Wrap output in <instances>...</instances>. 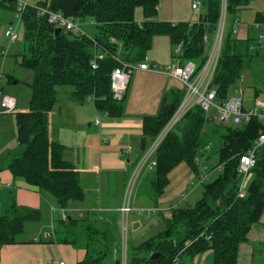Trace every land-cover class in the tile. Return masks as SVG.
Segmentation results:
<instances>
[{
  "label": "trees",
  "instance_id": "trees-1",
  "mask_svg": "<svg viewBox=\"0 0 264 264\" xmlns=\"http://www.w3.org/2000/svg\"><path fill=\"white\" fill-rule=\"evenodd\" d=\"M250 1L227 0L228 15L248 7ZM202 2H205V11L197 21L177 23L136 20L138 7L143 8L146 17H151L157 13L160 0H46L37 3L73 18L82 27L93 21L94 34L84 27L79 33L63 30L56 34V26L49 23L47 17L40 16L36 6L28 5L21 14L25 46L17 61L33 72L32 94L29 110L15 114L18 140L25 150L11 161L10 171L48 191L62 207L83 200L85 191L80 172L64 158L65 146L53 141L49 134L48 114L58 102V87L72 86L78 100L93 98L99 110L111 115L121 114L124 98L115 99L111 86L112 71L119 64L113 55L130 63L143 62L154 37L167 35L173 44L182 46L183 61L193 60L202 66L209 50H206L208 42L204 37L207 34L212 40L216 33L222 0ZM0 6L19 12L18 0H0ZM260 15L258 13L256 21L263 19ZM232 31L225 36L213 83L220 99L228 97L230 85L243 71L245 57L253 59L250 39L245 44L233 36ZM97 51L106 56L94 69L92 60ZM184 95L185 90L167 94L159 114L144 118V134L150 142L171 118ZM208 119L207 112L197 105L163 141L156 155L158 165L152 180L156 196L163 194L170 172L181 162H187L200 173L198 150L205 135H212L209 134L212 130L207 128ZM219 124L222 123L214 122L218 132H222L218 155L224 168L203 184L204 193L194 206L174 208L166 228L131 251L127 264H184L181 260L184 254L196 256L211 249L215 264L238 263L241 244L248 240L253 225L261 221L264 213V147L259 151L245 198L237 197L240 156L259 136L264 124L254 118L240 126H226L223 131L218 128ZM29 216L37 217L35 211L15 203L8 213L0 216V247L19 242ZM153 253L160 255L151 259ZM102 259V256L89 254L78 264H103Z\"/></svg>",
  "mask_w": 264,
  "mask_h": 264
},
{
  "label": "crops",
  "instance_id": "crops-1",
  "mask_svg": "<svg viewBox=\"0 0 264 264\" xmlns=\"http://www.w3.org/2000/svg\"><path fill=\"white\" fill-rule=\"evenodd\" d=\"M180 9L178 0H163L162 6L159 4V12L145 19L195 22L187 20L189 16L181 15ZM260 16L263 18L264 13ZM6 24L7 27L3 29L9 37L7 30L14 22L9 19ZM83 26L85 29L95 28L93 21ZM237 29L236 37L239 40L248 44L250 39L251 57L264 56L259 48L256 30L246 22L239 24ZM0 43L6 42L0 40ZM154 43L162 48L164 59L156 57L150 50L144 60L146 63L150 66L178 63L179 51L169 36L157 35L152 48ZM16 44L10 40L8 49L17 52ZM173 47L178 58L172 56ZM2 53L0 85L4 94L16 98V107L12 112L0 111V181L11 183L10 187L5 184L0 186V216L8 213L15 203L35 211L37 217L29 216L26 219L19 242L0 247V264H78L89 254L94 256L97 252L103 256L107 254L103 264H118L125 239L121 209L128 182L136 163L150 143V138L144 134V118L157 116L165 96L183 91V84L162 70L136 69L125 93L122 113L118 115L99 110L92 98L78 100L73 95L74 88L58 87V102L48 114L50 138L65 146L64 158L80 172L85 191L83 200L72 201L62 207L48 191L15 176L9 169L11 161L25 150L18 140L15 114L30 108V83L33 77L29 73L28 80L19 77L17 74L22 65L17 58L14 61L8 59L9 53L3 47ZM6 70L13 73L8 78L11 82L8 86L3 82ZM22 80L27 82L28 87L24 97L19 93ZM97 119L101 120L99 124L96 123ZM199 162L200 167L204 166L200 159ZM198 175L186 162H181L170 172L169 184L160 196L154 194L152 183L147 188L143 185L145 180L138 183L131 199L134 210L128 215L130 217L132 213L130 225H127V234L131 236L128 241L130 253L145 242L143 238L149 236L151 230L153 234L159 230V214L168 220L174 208L188 203L190 192L187 191ZM148 209L153 211L149 212ZM138 219L144 222L136 226ZM181 260L184 264H215L212 249L196 256L186 253ZM237 264H264V213L261 221L253 225L248 240L241 244Z\"/></svg>",
  "mask_w": 264,
  "mask_h": 264
},
{
  "label": "built area",
  "instance_id": "built-area-1",
  "mask_svg": "<svg viewBox=\"0 0 264 264\" xmlns=\"http://www.w3.org/2000/svg\"><path fill=\"white\" fill-rule=\"evenodd\" d=\"M18 2V18L20 22L22 11L31 4L25 2L24 0H18ZM32 5L37 7L38 14L40 16L47 17L48 22L55 25L56 27H61L66 31H76L77 33L83 31L82 25L76 22L73 18L68 17L59 11L51 10L46 6H41L39 4ZM202 5V0H195L192 4V8L198 12ZM227 17V0H222L221 14L216 33L212 40L207 34L204 37L205 42L210 43V47L207 52L206 60L202 66H199L198 63L193 60L183 61L181 57H179V61L176 65L160 66L159 64H154L150 66L145 61L139 63H130L120 59L118 55H113L114 58H116V60L119 62L111 74V86L115 99L122 100L125 97V93L131 81L132 74L136 69L162 70L169 76L178 79L183 84V88L185 90V95L182 101L179 103L177 109L165 126L157 134V136L145 148V151L136 163L135 169L130 177L126 190L124 205L121 209L123 213V232L125 233V236L127 234L128 215L134 210L131 205V199L137 188L139 177L143 172L145 173L147 170H153L156 168L158 165L156 155L163 141L193 107L199 105L203 110H205V112L216 109L218 112L216 117L217 123L230 122L233 125L240 126L256 118L264 124L263 100H256L254 106L246 107L244 102V91L242 89L237 95H228V97L225 99H220L217 89L213 86L215 74L217 72L222 54L223 42L226 36ZM234 22L235 25L239 24L238 19H236ZM253 24L254 26L252 27L257 32L259 48H261L264 53V20H258ZM17 26L18 24L16 25L14 23L8 27L7 35L9 36L11 42L18 40ZM232 32L237 34V27H234ZM105 56L106 54L104 52L97 51L95 57L92 60V67L96 69L98 67V61L104 59ZM0 94V111L12 112L15 110L16 98L11 95L4 94L1 85ZM212 119L213 118L210 117V120ZM100 122V119L96 120L97 124ZM262 147H264V128L261 130L259 136L252 142L246 152L240 156L238 167L240 183L237 191V197L239 198H245L248 195V188L254 176L253 169L257 163L258 154ZM209 148L210 145L208 144L206 149L209 150ZM223 168L224 165L219 164L217 168L212 170V172H214L216 169H218V171H222ZM207 169L208 168L206 166L204 170ZM209 178V174L199 173L198 175V179L200 181L199 183L202 185L207 182ZM2 184H5L9 187L11 186L10 182L3 183L0 181V186ZM127 197L128 201L126 200ZM142 211L146 210L142 209ZM147 211L151 212L153 209H148ZM126 257V252H124V255H122L121 258V264H127ZM61 264H65V262H61Z\"/></svg>",
  "mask_w": 264,
  "mask_h": 264
},
{
  "label": "rangeland",
  "instance_id": "rangeland-1",
  "mask_svg": "<svg viewBox=\"0 0 264 264\" xmlns=\"http://www.w3.org/2000/svg\"><path fill=\"white\" fill-rule=\"evenodd\" d=\"M24 1L28 2V3H32V4H37V3H42L46 0H24ZM160 1H161L160 5L162 6L163 0H160ZM178 1L181 4V9H180L181 15L189 16V18H187V20L192 19L193 21H196L200 15V13L205 11V7L203 5L198 12L195 11L192 8V4H193L194 0H178ZM157 12H159V11H157ZM262 12L264 13V0H251L248 7L238 10L235 13V15L233 13H230L227 17V20H226V35H228L229 32L234 27H238V25L243 23V22L250 24L251 27L254 26L253 23L256 22L258 13H262ZM135 18L137 21H140L141 19L146 18V15H145L142 7H138L136 9ZM237 18L239 19V24L235 25L234 20H236ZM9 19H12V21L16 25L18 24V26H17L18 40L15 41L17 43L16 44L17 52H15V53H14V51L8 49V43L10 42V38L5 35V31L3 29V28L7 27L6 22L9 21ZM263 20H264V17H263ZM18 22H19V18H18V12L17 11L12 10L10 8H7L5 6H0V40H3L6 42L5 44L0 43V60L3 57L2 47L5 51H7V53H9L8 59L13 60V61L15 60V58H18L19 55L24 50L25 30H24L23 23L21 21L19 23ZM88 31L90 34H94L96 32V28H94L92 30L88 29ZM233 36H236V34H233ZM209 47H210V43H207L206 44V50H208ZM153 48H151L150 53L154 54L156 57H159V58L161 57V59H164V56H163L164 54L162 52V48H160L157 43H154ZM176 49H177V52L179 51L178 53L180 55L181 50H182V46L176 45ZM242 49H243V47H242ZM240 52H243V51L241 50ZM17 53H19V54H17ZM173 55L176 56V58H178V54L175 52L174 47H173L172 56ZM175 62H176V59H175ZM164 65H167V64H164ZM20 68L21 69H20L19 73L17 72L18 73L17 75H19V77H21L22 79L28 80L27 79L28 73L31 74L33 77L32 70H30L26 67H23V66H21ZM11 74H13V73L10 72L9 70H6V72L3 74V82H4L5 86H8L9 84H11L10 79H8L9 78L8 75H11ZM25 80H22V82H21L22 87H20L21 89H19V93L22 95V97L25 96L26 90L28 88L27 82H25ZM63 88H69V90L73 89V87H71L69 85L64 86ZM241 89L244 91V102H245L246 107L254 106L256 100H263L264 101V56L256 57L253 59L245 57L243 71L241 72V74H240L239 78L236 80V82H234L232 85H230V87L228 89V95L229 96L237 95V94H239V91ZM217 115H218V112L216 109H212L209 112H207L208 118H210V117L213 118L212 120L208 119V122L206 123L207 128L209 130H212V132H209V134L212 133V135H209V136L205 135L204 141L202 142V145H201L200 149L198 150V155H197V157L202 161V165H204V166L200 167V172L205 173V174H209L210 175L209 180L214 179L220 173V171H218V169H216L214 172H212V170L214 168H217V166L220 164L218 150L221 146V140L219 138V134H221L222 132L221 133L218 132V130L214 126V122H216ZM226 126H233V124L230 122H225V123L219 124L218 128L221 131H223L224 127H226ZM207 144L210 145L209 150L206 149ZM206 166L208 169L204 170V168ZM154 176H155V173L153 171L148 172V173L145 172V174L143 172L141 174V176L139 177L137 184L142 182L143 180H145L143 185H144V188L145 187L147 188V185L151 186V183H152V180L154 179ZM209 180H207V181H209ZM192 182H193V184H191V188L196 190V191H194V190L191 191L190 190L191 188L188 189L187 193L190 192L188 203L184 202V204L182 206L192 207L201 198L202 190L204 188L203 185L201 183H199L200 181H199L197 176H196V179H194ZM193 191H194V193L191 195V193ZM126 200L128 201V197L126 198ZM131 214H130V217H131ZM159 216L161 218L159 230L157 232H155V234H153L152 233L153 230H151L150 235L147 236L146 238H143V240L146 239L145 241H148L152 238V236L159 234L160 232H162L165 229L167 218L163 214H159ZM130 217L128 218L127 225H128V223L130 225V220H131ZM143 222H144L143 219H138L136 221L135 225L139 226ZM182 234H184V233H182ZM124 238H126V239H124L122 242V250H121L122 254H120V256L124 255V252H126V255H127L126 259H127V263H128V260L130 259V255H129L130 254V247L128 246V241L131 239V236L128 234H126V236H125V233H124ZM99 254L100 253L97 252V254L94 256H102L103 257L102 260H104V257L107 255V254H105L103 256V255H101V254L99 255ZM120 263L118 262V264H120Z\"/></svg>",
  "mask_w": 264,
  "mask_h": 264
},
{
  "label": "water",
  "instance_id": "water-1",
  "mask_svg": "<svg viewBox=\"0 0 264 264\" xmlns=\"http://www.w3.org/2000/svg\"><path fill=\"white\" fill-rule=\"evenodd\" d=\"M203 5H205V2H203ZM62 31H63V28H61V27H56V28H55V32H56V34H60ZM159 255H160V253H153V254L150 256V258H151V259H156Z\"/></svg>",
  "mask_w": 264,
  "mask_h": 264
}]
</instances>
